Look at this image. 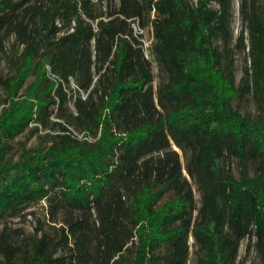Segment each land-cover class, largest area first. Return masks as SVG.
<instances>
[{
  "label": "trees",
  "instance_id": "16d2710c",
  "mask_svg": "<svg viewBox=\"0 0 264 264\" xmlns=\"http://www.w3.org/2000/svg\"><path fill=\"white\" fill-rule=\"evenodd\" d=\"M143 1L0 0V48L23 47L0 78V224L36 222L29 237L0 232V264H187L190 237L198 264H238L247 237L264 264V17L241 0L250 66L237 87L232 0ZM152 11V51L169 74L156 93L133 26ZM249 94L256 119L233 106ZM30 125L47 144L8 160ZM173 145L191 152L199 207ZM233 159L238 179L216 168Z\"/></svg>",
  "mask_w": 264,
  "mask_h": 264
},
{
  "label": "rangeland",
  "instance_id": "374dc122",
  "mask_svg": "<svg viewBox=\"0 0 264 264\" xmlns=\"http://www.w3.org/2000/svg\"><path fill=\"white\" fill-rule=\"evenodd\" d=\"M93 2H102L107 11L114 10L118 7V0H92ZM143 1V0H142ZM151 0L143 1L145 5ZM196 2L197 0H191ZM249 1V0H248ZM233 3V13L234 17L232 20V32L233 40L231 46L234 49V69L236 77V85L240 87L241 80L244 76L245 67L250 66L248 51H249V40L247 38V33H245V48H242L238 38L240 36L241 30L244 28L241 19V0H232ZM256 7L260 10L264 17V0H255ZM216 6V5H214ZM154 20L155 13H145L141 21H135L133 23L135 33L138 35L140 41L143 44V50L145 57L151 62L152 72L154 75L153 89L157 92L160 83H165L169 80V74L165 70L164 66L156 59L155 54L152 51L153 45L156 43L155 32H154ZM23 50L22 46H19L14 41V38L8 39L3 48H0V78L9 79L16 73V67L19 63V57ZM32 80V77L29 81ZM83 98L86 97V93L81 92ZM8 97L6 96L2 86L0 85V112L2 109L7 107ZM233 106L240 111L243 115H250L254 119L258 117L257 104L252 96V94L246 95L244 97H238L233 101ZM85 134L81 133L80 138H83ZM48 136L45 131H42L36 125H30L21 135L16 137L14 140L8 141L10 145V152L7 155V159L16 162L20 160L21 155L24 151L34 150L36 148L42 147L47 144ZM173 149L177 150L180 155L181 163L183 166V175L186 176L189 183L192 186L194 198L196 205L199 207L201 205V193L198 190V184L188 175L186 171V164L190 160L191 152L190 150H181L173 145ZM216 168L220 171H230L237 179L240 178V166L238 162L233 159L229 161L218 160ZM174 193L172 190L166 192L161 200V203L173 198ZM45 203L39 204L33 210L39 215L43 216V208H45ZM194 215H197L195 211ZM36 225L35 219L32 216L26 218H10L6 222L0 224V232L7 227V231L14 232L21 231L22 234L29 237L34 231ZM15 233V232H14ZM256 238H245L242 240L239 248L238 264H260V259L255 247ZM190 244V254L187 264H198L199 253H197V247L194 245V239L189 238ZM169 253L167 247L160 249L159 254L162 257H166ZM130 258L134 256V247H131L130 251L127 253Z\"/></svg>",
  "mask_w": 264,
  "mask_h": 264
},
{
  "label": "built area",
  "instance_id": "2783aa9c",
  "mask_svg": "<svg viewBox=\"0 0 264 264\" xmlns=\"http://www.w3.org/2000/svg\"><path fill=\"white\" fill-rule=\"evenodd\" d=\"M88 139H92L91 137H87Z\"/></svg>",
  "mask_w": 264,
  "mask_h": 264
}]
</instances>
